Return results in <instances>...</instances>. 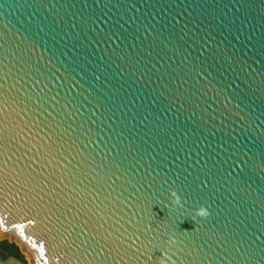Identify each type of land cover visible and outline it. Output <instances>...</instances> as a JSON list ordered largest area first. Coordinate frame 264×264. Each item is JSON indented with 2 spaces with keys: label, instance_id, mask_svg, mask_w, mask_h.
<instances>
[{
  "label": "water",
  "instance_id": "water-1",
  "mask_svg": "<svg viewBox=\"0 0 264 264\" xmlns=\"http://www.w3.org/2000/svg\"><path fill=\"white\" fill-rule=\"evenodd\" d=\"M0 230L35 264H264V0H0Z\"/></svg>",
  "mask_w": 264,
  "mask_h": 264
},
{
  "label": "rangeland",
  "instance_id": "rangeland-1",
  "mask_svg": "<svg viewBox=\"0 0 264 264\" xmlns=\"http://www.w3.org/2000/svg\"><path fill=\"white\" fill-rule=\"evenodd\" d=\"M1 240H8L9 242L13 243L12 238L10 237L9 234L0 232V241ZM18 247H19L20 252L23 254V260L16 258L14 256H11V255H7L5 257H0V264H34V263H31V261L29 260L28 256L26 255L24 251V248L22 246H18Z\"/></svg>",
  "mask_w": 264,
  "mask_h": 264
},
{
  "label": "trees",
  "instance_id": "trees-1",
  "mask_svg": "<svg viewBox=\"0 0 264 264\" xmlns=\"http://www.w3.org/2000/svg\"><path fill=\"white\" fill-rule=\"evenodd\" d=\"M7 255H11L23 260V254L20 252L19 247L16 244L11 243L8 240H1L0 257H5Z\"/></svg>",
  "mask_w": 264,
  "mask_h": 264
},
{
  "label": "bare ground",
  "instance_id": "bare-ground-1",
  "mask_svg": "<svg viewBox=\"0 0 264 264\" xmlns=\"http://www.w3.org/2000/svg\"><path fill=\"white\" fill-rule=\"evenodd\" d=\"M0 232H1V233H4V232H2L1 230H0ZM9 235H10V234H9ZM10 237L13 239V236H12V235H10ZM22 247L24 248V251H25L26 255L28 256L29 260L31 261V263H34V258H33L32 254H31V252L28 251L23 245H22ZM34 264H35V263H34Z\"/></svg>",
  "mask_w": 264,
  "mask_h": 264
},
{
  "label": "clouds",
  "instance_id": "clouds-1",
  "mask_svg": "<svg viewBox=\"0 0 264 264\" xmlns=\"http://www.w3.org/2000/svg\"><path fill=\"white\" fill-rule=\"evenodd\" d=\"M198 214L204 216V215H207V211H206V209L201 208V209L199 210V213H198ZM162 256H164L163 253H162ZM162 264H163V261H162Z\"/></svg>",
  "mask_w": 264,
  "mask_h": 264
}]
</instances>
